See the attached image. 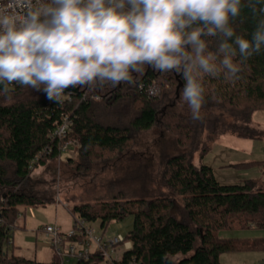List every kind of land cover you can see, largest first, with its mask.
Wrapping results in <instances>:
<instances>
[{
	"label": "trees",
	"instance_id": "16d2710c",
	"mask_svg": "<svg viewBox=\"0 0 264 264\" xmlns=\"http://www.w3.org/2000/svg\"><path fill=\"white\" fill-rule=\"evenodd\" d=\"M234 27L237 34L251 38L255 20L248 8ZM202 38L207 50L217 54L219 64L221 38ZM234 62H240V57ZM184 71L183 64L179 74L175 69L162 72L145 66L143 74H132L134 84H105L91 90L78 87L72 89L73 100L66 104L49 101L42 91L30 96L32 88L18 84L11 85L13 90L8 94L0 91V264H64L56 254L49 263L26 258L13 244L18 218L24 215L22 209L50 204L16 190L35 169L59 157L66 142L76 140L80 142L79 168L92 165L105 153L109 160L118 161L131 151L133 135L151 130L159 116L162 123L169 119L167 129L183 150L166 161L160 178L164 191L148 195L142 190L131 197L119 192L111 203L74 207L73 217L89 223L99 221L104 232L111 222L133 218V228L125 237L132 249L116 264H222L224 254L264 251V238L221 236L230 231L264 229V184L245 181L221 185L211 167L195 164L196 154L202 160L228 133L264 140V133L249 126L252 115L264 111V49L241 64L238 79H227V70L217 76L193 71L204 88L203 105L218 108L222 111L219 116L204 112L200 120H193L165 109L171 102L172 108L176 102L187 105L182 101ZM87 90L100 95L102 102L82 101ZM127 105L131 110V106L138 107L128 120V111L122 109ZM225 114L233 123L226 122ZM63 116L69 117L72 130L60 140L53 134ZM103 263L98 253L75 264Z\"/></svg>",
	"mask_w": 264,
	"mask_h": 264
},
{
	"label": "clouds",
	"instance_id": "9594fccd",
	"mask_svg": "<svg viewBox=\"0 0 264 264\" xmlns=\"http://www.w3.org/2000/svg\"><path fill=\"white\" fill-rule=\"evenodd\" d=\"M245 8L250 39L234 27ZM215 36L219 64L202 38ZM262 49L264 0H10L0 8V91L18 84L62 103L70 89L134 84L145 66L179 74L183 64L182 101L200 120L204 88L193 71L238 79Z\"/></svg>",
	"mask_w": 264,
	"mask_h": 264
},
{
	"label": "rangeland",
	"instance_id": "374dc122",
	"mask_svg": "<svg viewBox=\"0 0 264 264\" xmlns=\"http://www.w3.org/2000/svg\"><path fill=\"white\" fill-rule=\"evenodd\" d=\"M36 93L38 91L32 89L28 94L32 96ZM91 94L93 97L96 95ZM100 101L102 102V100H93V102ZM170 104L165 106L167 111L184 116L192 115L188 105L183 103L181 108L182 102H176L172 108ZM131 107L134 112L138 108ZM122 109L128 111V120V116L133 111L128 105ZM204 112H211L218 116L222 114L218 108L209 105H202L201 113ZM225 117L227 123H233L234 120L227 114ZM167 123L169 119L162 123L159 116L157 124L151 130L134 134L131 151L118 161L109 160L111 159L109 154L105 153L97 160L94 159L92 165L79 168L78 149L71 154L48 160L44 166L35 169L24 183L17 186L16 190L37 196L50 204L39 206V217L27 216L28 233L23 231L26 213L22 209L24 215L18 218V227L14 231L16 252L20 251V255L39 262H51L54 257L52 250L47 248L38 250L35 256L33 246L25 244L28 237L32 235L31 231L36 234L38 230L43 231L46 225H56L63 232H69L72 229L71 211L74 207L111 203L119 192H126L131 197L136 193L141 194L142 190L148 195L164 191L160 186V178L165 170L166 161L183 151L177 144L176 136L167 129ZM249 126L259 133H264V111L254 113ZM199 156L200 154L195 155V164L211 167L221 185H237L245 181L264 184V165L262 164L264 140L241 139L228 133L216 141L211 151L202 160ZM179 203L181 204V200ZM34 209L37 211L38 208ZM90 225L97 234L101 235L104 232L99 221ZM132 228L133 218L128 217L122 221L111 222L104 236L127 237ZM226 234L231 238H264V229L230 231ZM38 238L41 239L42 236L39 234ZM220 262L222 264H264V251L224 254ZM75 263L76 261L72 260L68 264Z\"/></svg>",
	"mask_w": 264,
	"mask_h": 264
},
{
	"label": "built area",
	"instance_id": "2783aa9c",
	"mask_svg": "<svg viewBox=\"0 0 264 264\" xmlns=\"http://www.w3.org/2000/svg\"><path fill=\"white\" fill-rule=\"evenodd\" d=\"M9 2L10 0H0V8H5ZM67 91L71 94H66L62 104L73 100V90ZM150 91L151 94H154V89L151 88ZM91 95L88 90L84 91L82 93V101L102 100L100 95H95L94 97ZM71 130L72 123L69 117L63 116L54 131L53 137L61 140L70 134ZM79 148V140L66 142L60 149V157L65 154H71ZM40 156L36 158V163ZM105 232H102L101 235L97 234L89 222L78 217H73L72 229L66 233L56 225H46L43 228V233L47 237L51 250L54 254L62 257L64 264H68L72 260L87 259L91 255L98 253L103 259V264H116L120 262L124 253L132 249V243L127 241L122 235L105 237Z\"/></svg>",
	"mask_w": 264,
	"mask_h": 264
},
{
	"label": "crops",
	"instance_id": "0c3cea01",
	"mask_svg": "<svg viewBox=\"0 0 264 264\" xmlns=\"http://www.w3.org/2000/svg\"><path fill=\"white\" fill-rule=\"evenodd\" d=\"M36 208H38L37 211H35L34 208H28V209L25 210L26 218L23 221L24 222L23 231H25L26 233L29 232V230L27 229V223H28L27 222V216H30L31 218H34V217L37 218V217H39V206L36 207ZM17 224H18V221H17ZM31 234L32 235L34 234V236L31 235L30 237H28V241H26L25 244L33 246V250H34L35 256L38 253V250H44L45 248L51 250V248H50V246L48 244L47 237L43 233L42 230L36 231V234H35L34 231H31ZM39 234L42 236L41 239L38 238L39 237ZM14 235H15V233H14ZM221 236L224 237V238H230V236H228L226 233H223ZM258 238L259 237H257V238H244V239H258ZM13 244L15 245L14 236H13ZM19 253H20V251H19Z\"/></svg>",
	"mask_w": 264,
	"mask_h": 264
}]
</instances>
